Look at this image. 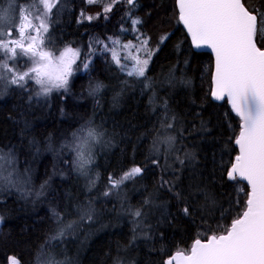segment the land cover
<instances>
[{
  "label": "trees",
  "instance_id": "1",
  "mask_svg": "<svg viewBox=\"0 0 264 264\" xmlns=\"http://www.w3.org/2000/svg\"><path fill=\"white\" fill-rule=\"evenodd\" d=\"M18 2L23 8L37 0ZM109 2L63 0L59 11L52 10V43L46 46L57 52L77 49L78 66L89 64L71 77L68 91L37 96L40 86L33 80L23 88L9 85L6 77L0 82V148L15 151L13 180L32 193L22 196L17 187L0 193V264H9L11 256L21 264H37L39 256L42 264L49 255L65 264H113L117 255L127 264H164L176 251H189L196 239L222 234L245 210L249 187L227 177L239 155L235 139L241 120L227 101L212 100L213 56L194 50L178 19L176 0H138L131 17V5L123 0L105 13ZM262 3L247 0L246 7ZM0 6L8 8L9 0H0ZM134 18L142 25L133 26ZM141 33L154 53L147 79L128 77L113 61V49L121 47L111 41L138 45ZM162 37L167 38L157 50ZM256 42L260 47L259 33ZM173 77L188 78L191 86L170 83ZM97 81L105 87L92 95L89 86ZM165 104L168 115L178 118L172 130L160 126ZM89 119L102 126L109 143L95 146V160L85 176L74 168L75 152L62 145L70 144L73 133ZM158 132L176 137L171 150L159 144L160 151H154ZM184 151L195 152V181L190 179L191 166L181 169L174 163L175 155ZM134 167L143 170L139 176L111 187L110 179L120 180ZM45 181L44 194L37 197ZM165 181L185 191L190 183L201 184L211 198L197 196L192 215L185 216L184 204L168 191ZM89 202L94 218L81 220L77 206ZM137 208L147 214L143 231L135 223L140 218L132 215ZM53 209L61 213L64 224L72 223L59 239H51L59 227Z\"/></svg>",
  "mask_w": 264,
  "mask_h": 264
},
{
  "label": "snow or ice",
  "instance_id": "2",
  "mask_svg": "<svg viewBox=\"0 0 264 264\" xmlns=\"http://www.w3.org/2000/svg\"><path fill=\"white\" fill-rule=\"evenodd\" d=\"M90 3L99 0H89ZM120 0H110L104 6V12H110L112 7ZM131 5L128 16L138 5V0H123ZM242 0H177L179 9V21L183 23L190 34L193 45L197 48L208 47L215 55V88L212 96L217 100L227 96L232 110L240 117L242 124L239 136L235 144L239 146V155L235 157V163L227 171L229 180H236L237 177L246 180L251 187L247 194L245 210L237 218L233 219L230 227L222 234H211L206 241L196 239L190 250L187 252L176 251L164 261V264H264V3L258 8L246 7ZM59 6V7H58ZM63 6V0H37L36 3L27 7H21L18 0H9L8 8L0 6V80L9 77L8 83L25 86L28 80H33L40 86L37 96L49 95L54 89L68 91L69 78L74 70L79 71V66L74 69L73 65L79 57V51L70 47L60 53L58 58H53V53L44 50L51 45L49 33V17L53 8ZM33 14V23L26 14ZM99 15V14H97ZM93 17L89 16L88 19ZM19 22V27L16 25ZM139 18L132 19V25H142ZM31 29V31H29ZM126 31V30H125ZM16 36L13 37L12 33ZM259 33L261 46H257L256 38ZM167 37H162L157 45L164 43ZM111 39V38H110ZM138 46L131 42L121 44L119 39L112 40V45L119 46L125 50L135 49L137 53H146L147 58L139 55H124V63L121 57L116 55L113 49V61L118 69L128 77H144L149 61L154 54L148 49L149 38L141 33L136 37ZM107 49V46H105ZM23 60L25 64L31 63L27 71H17L15 65ZM9 61L12 66H9ZM128 61H131L129 65ZM88 63L83 64L87 69ZM125 80L124 84L127 85ZM170 83L180 84L184 87L191 86V80L181 77L170 79ZM105 85L101 81L90 84V94L95 95ZM29 99H32L31 95ZM168 108L165 104V118L160 122L162 129H174L175 115H168ZM203 124V121H202ZM105 132L102 126L94 125L89 119L77 132L73 133L70 144L62 147H70L75 152L73 165L81 175L89 174V165L94 163V148L98 144L109 143L104 139ZM176 143V137L171 134L158 132L153 142L155 152H159V144H165L171 150ZM180 150H177V153ZM196 155L194 151H184L183 155L176 154L174 163L180 168L191 166L193 174L192 181L196 180L195 173ZM154 164L158 160L152 161ZM16 154L11 148L5 151L0 148V193L8 187H17L18 181L13 180V173L16 171ZM26 171H28L26 169ZM140 167H134L126 172L120 180H111L113 189L119 188L125 181L131 180L142 173ZM178 179V178H177ZM94 184V181L90 180ZM168 191L172 192L174 198L184 204L181 212L185 216H191L193 204L197 196H203L205 201L211 198V193L201 184H189L187 191L178 187L176 183H169ZM47 185H41L40 191L36 192L37 197L44 194ZM22 196L32 193L23 191ZM104 195H108L105 192ZM145 204L150 201L145 200ZM77 211L81 220H93L95 209L91 202L87 205H78ZM134 217L140 218L135 221L143 231V220L146 213L137 208L132 211ZM58 231L51 239L62 238L66 229L72 227V223L64 224L63 216L53 209ZM3 215L0 214V221ZM161 236L163 234L161 233ZM135 235L133 240H135ZM43 247V246H41ZM9 264H21L16 256L9 257ZM37 264H41L37 256ZM42 264H65L64 261H57L54 256L49 255ZM113 264H127L126 261L117 255Z\"/></svg>",
  "mask_w": 264,
  "mask_h": 264
},
{
  "label": "rangeland",
  "instance_id": "3",
  "mask_svg": "<svg viewBox=\"0 0 264 264\" xmlns=\"http://www.w3.org/2000/svg\"><path fill=\"white\" fill-rule=\"evenodd\" d=\"M54 1H55V0H51V2H53V3H54ZM24 7H27V6H24ZM176 9H177V6H176ZM177 12H178V10H177ZM26 14L29 16V20H31L33 23H38L36 20H34V18H33V14H29V13H26ZM178 19H179V14H178ZM16 27H17V28L19 27V23L16 25ZM29 31H31V29H29ZM12 35H13V37H15V36H16V33L13 32ZM132 44H134V43H132ZM135 45H136V44H135ZM137 46H138V45H137ZM70 48H72V47H70ZM72 49H74V48H72ZM44 50L52 52V53H53V58L55 59V58H58L59 55H60V53H62L65 49H64V50H61V51H59V52H57V51L50 50L47 46H45ZM74 50H77V49H74ZM115 53H116V55L120 56L122 60L124 59V55H125L126 53L129 54V55H139L141 58H145V57H146L142 52H141V53H137V52L135 51V49H132V50H125V49H123V48H118V49L116 50ZM146 58H147V57H146ZM86 59H88V58H85V60H86ZM79 61H80V53H79V57H78L77 60H76V64L73 65L74 69H76V67L78 66ZM128 62H129V64L131 65V61H128ZM9 66H10V67L12 66V62H11V61H9ZM31 66H32L31 63L25 64L23 60H20V61L15 65V68H16L17 71L23 72V71H27ZM81 66H83V65H81ZM81 66H79V70H80V67H81ZM76 72H77V71L74 70L73 75H74ZM73 75H72V76H73ZM72 76H71V77H72ZM5 77H6L7 79H9V77H8L7 75H5ZM71 77L69 78V82H70ZM0 82L2 83L1 80H0ZM9 85H10V84H9ZM54 90H55V89H54ZM59 90H61V89H59ZM62 90H64V89H62ZM129 171H130V170H129ZM128 181H129V180H128Z\"/></svg>",
  "mask_w": 264,
  "mask_h": 264
},
{
  "label": "water",
  "instance_id": "4",
  "mask_svg": "<svg viewBox=\"0 0 264 264\" xmlns=\"http://www.w3.org/2000/svg\"><path fill=\"white\" fill-rule=\"evenodd\" d=\"M242 2H244V0H242ZM176 6H177L178 14H179V9H178V5H177V0H176ZM180 24H181V26L183 27V29L185 30V32L187 33V29L184 27L183 23L180 22ZM187 35H188V37H189L190 40H191V36H190V34L187 33ZM191 42H192V40H191ZM192 45H193V43H192ZM257 46H258V45H257ZM258 47H259V46H258ZM193 48H194V50H195L196 52H199V53H209V54H211V55L213 56V58H214V72H213V78H214V75H215V55H214V53L212 52V50H211L210 48H208V47L197 48V47H195V45H193ZM212 82H213V86H212V91H213L214 88H215L214 79H212ZM212 100H213L214 102H217V103H222V102H224V101H227V103L229 104L230 108L232 109L231 104H230V102H229L227 96H225L224 99H222V100H217V99H215V97L212 96ZM232 111L234 112V110H232ZM234 113H235V112H234ZM235 114H236V113H235ZM238 117H239V116H238ZM239 118H240V117H239ZM240 120H241V119H240ZM241 124H242V121H241ZM235 145H236V144H235ZM236 146H237L238 149H239V146H238V145H236ZM233 163H235V161H234ZM230 169H231V168H230ZM237 179H238L240 182H242L243 184H245V185H247V186L249 187V193H250V191H251V187H250V185L248 184V182H247L246 180H243V179L239 178V177H237Z\"/></svg>",
  "mask_w": 264,
  "mask_h": 264
}]
</instances>
